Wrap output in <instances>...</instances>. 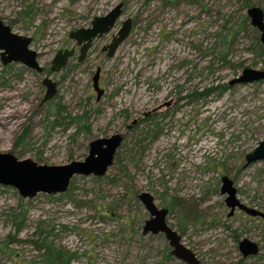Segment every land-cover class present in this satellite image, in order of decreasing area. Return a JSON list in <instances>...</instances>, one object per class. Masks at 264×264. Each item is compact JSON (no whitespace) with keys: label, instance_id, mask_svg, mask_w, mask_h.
<instances>
[{"label":"rangeland","instance_id":"rangeland-1","mask_svg":"<svg viewBox=\"0 0 264 264\" xmlns=\"http://www.w3.org/2000/svg\"><path fill=\"white\" fill-rule=\"evenodd\" d=\"M119 2L120 18L86 58L78 62L77 50L51 71L56 51L74 46L69 32ZM253 5L264 11V0H0V18L32 38L44 68L0 59V151L63 164L84 159L92 139L123 135L103 176L76 175L63 193L22 198L0 185V264H39L32 242L39 228L54 247L76 254L70 264H186L163 233L142 232L149 213L141 191L158 206L175 201L167 222L202 264H264V219L238 209L228 217L220 193L226 174L242 202L264 211V160L242 168L264 137V82L228 84L245 67L264 69L246 12ZM128 17L130 34L106 56L101 46ZM43 77L57 83L45 102ZM243 237L258 243L257 255L241 256Z\"/></svg>","mask_w":264,"mask_h":264},{"label":"water","instance_id":"water-1","mask_svg":"<svg viewBox=\"0 0 264 264\" xmlns=\"http://www.w3.org/2000/svg\"><path fill=\"white\" fill-rule=\"evenodd\" d=\"M123 12V2L115 4L107 13L94 16L88 27H79L69 32V38L79 47L78 60H83L91 47L93 39L112 30ZM251 25L259 31V39L264 44V11L257 5L247 9ZM132 28L130 17L121 21L108 44L107 56L112 57L118 46L128 37ZM32 38L16 33L11 26L0 18V59L2 64L18 62L29 69L42 73L44 68L38 62V53L31 47ZM74 55V47L59 49L51 60V71L63 69ZM97 67L93 77V88L97 98L102 93L99 87ZM264 82V69L245 67L240 74L228 81L229 85ZM45 93L42 102L50 100L57 92V83L49 77H43ZM123 141V135L113 133L106 137H97L88 144L87 155L82 160H71L63 164L40 163L30 157L19 158L12 152L0 151V185L14 187L22 198H32L38 193L58 194L65 192L71 179L76 175L103 176L113 164L116 151ZM264 160V137L244 155L242 168L251 163ZM220 193L225 195L224 203L228 207V216L236 209L252 217L264 219V211L242 202L237 196L233 180L226 174L221 176ZM138 200L149 213L142 226L143 233H163L171 247V254L186 264H202L193 250L186 246L179 232L167 222L168 208L158 206L154 196L148 191L137 194ZM238 250L242 257L255 256L260 252L258 243L248 237L238 241Z\"/></svg>","mask_w":264,"mask_h":264},{"label":"trees","instance_id":"trees-1","mask_svg":"<svg viewBox=\"0 0 264 264\" xmlns=\"http://www.w3.org/2000/svg\"><path fill=\"white\" fill-rule=\"evenodd\" d=\"M260 47L264 48V45L260 44ZM225 87H227V85H221L219 88L222 89ZM72 120L78 123L80 117L72 118ZM174 204L175 201L170 199V203L168 204L170 211H172ZM15 217H17L16 214ZM23 218L24 214L17 218V220L20 222L23 220ZM34 236L36 237L34 240H32L34 247L39 253H42L39 264H70L74 257H76L74 252H69L62 247H54V243L48 240V234L43 235V232L40 230V228L34 232ZM242 259L243 258H240V260Z\"/></svg>","mask_w":264,"mask_h":264},{"label":"flooded vegetation","instance_id":"flooded-vegetation-1","mask_svg":"<svg viewBox=\"0 0 264 264\" xmlns=\"http://www.w3.org/2000/svg\"><path fill=\"white\" fill-rule=\"evenodd\" d=\"M123 6H124V4H123ZM132 25H133V22H132ZM110 31H111V30H110ZM110 31H109V32H110ZM116 31H117V30H116ZM116 31H115V32H116ZM115 32H114V33H115ZM114 33L111 34V38H112V36L114 35ZM104 34H106V33H104ZM104 34H103V35H104ZM103 35H101V36H103ZM101 36H99V37H101ZM96 38H97V37H96ZM93 40H94V39H93ZM74 43H75V41H74ZM92 43H93V42H92ZM106 44H108V42L105 43V44H103V45L101 46V52L105 53L106 56H107V49H103L104 46H105ZM261 44H263V43H261ZM263 45H264V44H263ZM73 47H74V55H75L77 50H78V52H79V47H80V46L75 45V46H73ZM73 47H72V48H73ZM87 52H88V51H87ZM74 55H73V56H74ZM73 56H72V57H73ZM78 56H79V54H78ZM78 56H77V60H78ZM86 56H87V55H86ZM86 56L83 58V60L86 58ZM83 60H81V61L78 60V62H82ZM96 69H97V68H96ZM96 69H95V71H96ZM95 71H94V73H95ZM94 73H93V75H94ZM93 75H92V77H93ZM92 77H91V81H92ZM99 80H100V72H99ZM99 80H98V81H99ZM92 86H93V84H92ZM95 91H96V90H95ZM96 93H97V92H96ZM101 95H102V93L100 94V96H101ZM100 96H99V97H100ZM99 97H98L97 99H99ZM133 123H135V122L133 121ZM242 212H243V211H242ZM234 213H235V212H234ZM234 213H233V214H234ZM233 214H232V215H233ZM232 215L228 216V214H227L228 217H231ZM258 218H259V217H258ZM259 219H260V218H259ZM262 219H263V218H262Z\"/></svg>","mask_w":264,"mask_h":264},{"label":"bare ground","instance_id":"bare-ground-1","mask_svg":"<svg viewBox=\"0 0 264 264\" xmlns=\"http://www.w3.org/2000/svg\"><path fill=\"white\" fill-rule=\"evenodd\" d=\"M8 95H9V94H8ZM12 98H13V97H12ZM12 98H11V99H12ZM7 100H8V99H7ZM14 101H15V99H14ZM14 103H15V102H14ZM16 103H17V102H16ZM4 104L7 105V106L9 107V109L12 107L11 105H9L10 103L7 104V102H4ZM19 104H20V103H19ZM17 105H18V104H17ZM20 108H21V107H20ZM21 110H22V109H21ZM7 111H8V110H7ZM19 111H20V110H19ZM19 111H18V112H19ZM1 112L4 113V111H1ZM20 112H23V111H20ZM20 112H19V113H20ZM6 113H7V116L10 117L11 114H13V111L10 110V111H8V112H6ZM6 113H5V114H6ZM15 113H16V112H15ZM5 114H4V115H5ZM4 115H3V116H4ZM15 115H16V114H15ZM1 117H2V116H1ZM8 117H7V118H8ZM12 118H13V117L10 118V120H9L10 122H12ZM4 120H5V119H4ZM16 120H17V119H16ZM6 121H7V120H6ZM12 123H13V122H12ZM4 124L8 126V122H7V123L5 122ZM10 126H12V125H10Z\"/></svg>","mask_w":264,"mask_h":264}]
</instances>
